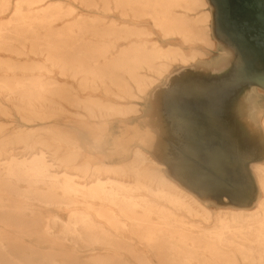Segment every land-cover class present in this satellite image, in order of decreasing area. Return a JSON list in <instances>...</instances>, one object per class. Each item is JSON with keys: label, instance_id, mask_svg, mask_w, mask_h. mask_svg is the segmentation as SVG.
Instances as JSON below:
<instances>
[{"label": "bare ground", "instance_id": "bare-ground-1", "mask_svg": "<svg viewBox=\"0 0 264 264\" xmlns=\"http://www.w3.org/2000/svg\"><path fill=\"white\" fill-rule=\"evenodd\" d=\"M164 1L148 0L154 13L161 17L157 18L160 27L167 19L166 14L172 12L170 6L173 5V1L180 2V0H171L172 2L166 4ZM182 1L184 6L193 9L203 5V7L207 5L214 7V4L216 7L219 2V0ZM221 1L224 23L232 24L241 34L242 31L235 27V18L231 9L233 6L232 4L229 6L230 0ZM242 1H238L239 4ZM252 2L253 5H257L254 0ZM6 8L7 3L0 2V13ZM177 13L173 14L177 15ZM66 14L67 11L61 4L48 6L43 10H32L27 5L18 3L14 17L6 22H0V50L12 44L9 33L19 35L20 29L25 32L35 31L38 28L54 30L53 22ZM183 18L185 19H182V23L167 24V31L171 28L172 33L181 38V45L196 44L200 40L206 44L213 43L210 41L211 30L205 31L209 19L196 18L190 22L188 17ZM239 26L240 29H248V26L242 23ZM66 29L71 33L78 31L84 35L89 31L97 30L96 21L79 20L68 25ZM108 33L109 36L115 37L111 31ZM124 36L117 34L116 37L121 39ZM255 37V40H251L252 44L256 53L262 54L256 46L258 38L261 39L262 36L255 35ZM83 41L87 48L93 45L91 41L85 39L74 40L75 43L78 42L77 44ZM38 45L46 61L57 67L59 74L70 78L72 82L53 78L43 80L41 76H38L37 82H33L30 81L32 75H24L22 79L17 75L18 69L34 70L33 63L27 61L28 63L22 65L17 61L0 60V71H3L0 73V95L7 101L16 102L18 109L22 106L24 110L31 112L39 110V113L41 112L39 115L43 118L69 111L66 103L71 107L83 108L87 112V117L95 120L97 125L108 122L125 123L126 136L121 138L125 143L121 146L124 150L117 158L113 157L115 152L107 151L109 153H106V161L96 158L94 161L92 159L86 161L83 165L75 164L72 167L76 172L70 173L67 168L71 162L73 163V159L70 154H61L60 147L27 144L23 148H18L7 145L4 140L9 131L0 133V264H27L31 261L34 264H127L123 257L116 259L111 257L122 255L123 250L131 255H139V251L131 244L127 245L125 240H118L107 233L101 221L88 213L71 214L68 219L55 216L53 220L62 225V233L56 234L43 210L36 208L38 203L35 200L44 205L75 202L90 207L94 206L95 201L99 202L97 214L117 230L128 227L126 223L128 221L131 231L141 243L155 252L160 264L162 262L163 264H264V166H254L253 173L259 182L256 186L262 190L261 195L254 196L256 210L253 220L257 223L254 225L244 223L245 217L240 214V210H232V212L219 210L214 212L218 214L214 218L217 224L216 230L199 229L197 232L195 227H186L184 220L172 216L173 211L169 212L161 205L154 204L139 195L143 190L153 192L150 186L158 185L159 192L155 195L168 202L175 210L197 216L207 222L212 220L213 213L209 204L210 199H205L208 202L204 203L195 190L224 189L219 193L221 194L227 191L232 182V186H240L228 166V160L238 156L235 151L237 147L230 144L234 139L231 127L227 126L224 120L217 118L218 112L220 117L222 116L220 112L227 104L225 98L215 103L216 100L213 101L211 95H206L208 101L204 111L208 113L204 122L215 127L216 135H212V140L215 141L217 138L219 142L228 143V147L212 144L214 146L206 147L203 151H195L196 142L192 132L195 130L196 118L193 114L186 115L182 112L178 104L180 97L182 99L190 97L196 102H203L202 96L206 94L204 93L206 87L191 88L185 83H180L183 78L178 80L177 77L175 81L169 83V87L163 89L162 83L174 69L176 71L188 69V72L199 75L209 73L212 66L202 54H187L181 47L176 48V46L166 48L155 45L151 50H147L144 44L137 48L138 55L133 59L129 55L128 48L121 49L113 57L107 55L105 50L101 55L97 52L96 54L95 50L85 48L77 52L70 50L64 39L42 40ZM256 57L257 62L260 63L264 55ZM137 69H145V71L141 72ZM81 92H88V95L83 97ZM97 93L104 97L98 96ZM173 94H176L177 111L174 109L176 106L166 103ZM151 98L159 103L151 109V114L157 115L158 118H143V124L136 128L138 132L131 136V132H134L133 120L136 119L134 113L144 110L140 104L132 106V99L148 102ZM165 106H170V111L167 110L168 112L163 115L161 110ZM259 107L264 108V104L255 103L254 108ZM260 122L264 127V118ZM4 126L0 124V129ZM15 133L18 136H25L26 139L35 135L26 130ZM81 139L80 137L77 141L80 142ZM133 142H138L142 146L131 147L129 144ZM77 146L80 148L81 144ZM142 149H146L150 157L146 156ZM200 155L205 165L203 171L196 159ZM149 158L147 163L146 160ZM121 163L124 166H121ZM156 166H165L166 173L158 170ZM61 168L65 169L60 170ZM168 173L169 175L174 173L177 178L170 179ZM197 178L204 182L194 187L193 181ZM21 182L27 184L26 189L21 190L23 188ZM186 185L189 189H185ZM168 190L175 192L189 190L191 193L179 197L172 196ZM59 191H62L61 196ZM225 197L222 195L221 198L226 204H230L229 199ZM111 206L113 208H109ZM153 214H157L160 220L154 221ZM32 238L37 242L30 244ZM69 238L74 240L67 242ZM79 239L81 243L77 241ZM46 242L50 243L49 247L40 245ZM107 245L114 246L112 255L102 254L104 252L101 250L109 251ZM236 251L241 254L240 258L236 255ZM143 258L149 262L147 257Z\"/></svg>", "mask_w": 264, "mask_h": 264}, {"label": "rangeland", "instance_id": "rangeland-1", "mask_svg": "<svg viewBox=\"0 0 264 264\" xmlns=\"http://www.w3.org/2000/svg\"><path fill=\"white\" fill-rule=\"evenodd\" d=\"M170 1L171 0H165L164 2L167 4L170 3ZM252 1L253 0H247L248 5L243 6L244 8L247 7V11L244 12V14L249 15L252 11L256 10V12L258 11L262 14V16H264V0H254L257 2V5H253ZM0 2L7 3L6 10L0 13V22H6L14 17V12L18 3L25 4L32 10H43L48 6L61 4L64 10L67 11L66 15L53 22L54 30L49 31L47 28H38L35 31L32 30L25 32L23 29H20L19 35L9 33L12 44L0 50V60L17 61L22 65L28 63L27 61L33 63L32 65L35 66L34 70L18 69L17 74L22 79L24 75H32L33 77L30 81L33 82L38 81V76H41L43 80L53 78L60 81L72 82L70 78L60 75L58 68L52 66L51 63L46 61L45 55L40 53V47L38 44L39 41L41 42L42 40L50 39L58 41L59 39H64L66 41L67 48L70 50L76 52L85 49L95 50V53L97 52L98 55H101V52L105 50L107 51V55H113V57H115L121 49L128 48L130 50L129 55L130 57H133V59H135L138 55L137 48L142 47L144 44L147 50H151V48L155 45L166 48L176 46V48L181 47L185 53L189 52L190 54L193 50L192 47L199 44L203 46L202 50L206 53L204 55L208 56L209 54L212 58L219 56L222 49L227 48L230 54L226 59L221 61L219 64L220 68L216 67L217 61H214L209 73H204L203 75L190 73L187 71L188 69H181L177 71L174 69L170 76H166L164 80L165 82H163L162 85L164 86L163 89H166L170 86L169 83L175 81V78L178 77V80L183 78L180 83H185L191 88L194 86L200 88L201 86L204 88L206 87L204 89V93L206 94L202 96L204 98L203 102H196L190 97H185L184 99L180 97V102L178 104V107L180 109L182 108V112L186 115L193 114L196 118V126L194 127L195 130L192 132L194 141L196 142L195 146L197 150L195 151H203L206 147L209 148L212 144H221L224 147H228V143L219 142L217 138H215V141L212 140V135L215 134V127H212L211 124L204 122L208 113V111H204L206 110L205 106L208 101L206 99V95H211L212 100H216L215 103H218L221 99L225 98L227 104L220 112L222 116L220 117L218 112L217 118L221 121L224 120L227 126L231 127L234 139L230 142V144L237 147L235 148V151L238 154L236 158H230L228 160V166L232 169L235 179L239 181L240 185L242 183L240 182L241 178H245L244 188L246 189L247 195L252 197L249 201L250 203L248 205H235L231 202L230 204H226L223 201L224 199L221 197H207L206 193L210 191H202L198 188L196 190L194 189L197 196H200V199L203 200L204 203L208 202L205 199H210L209 204L213 209V213L211 214L212 220L206 222L202 221L197 216L186 215L181 211L175 210L168 202L162 200L158 195H155V193L159 192L158 185L152 184L150 186L153 192L143 190L139 193V195L140 197L142 196L152 201L154 204L161 205L169 212L173 211L172 216L184 220L186 222V227H195L197 232L199 229H203L205 231L216 230L215 227L217 224L214 218L218 214H214V212L219 210H227L231 212L232 210H240V214L245 217L244 223L246 225L257 224L253 220L256 210V205L253 201H255L254 196L261 195L262 190L256 186L259 182L253 172L255 170L254 166H264V127L260 122L261 119L264 118V108H254V105L255 103L258 104L261 102L264 104V85H259V82H256V78L261 75V70L257 68V64L253 61L248 64V59L241 57L240 54L245 49L244 44L247 43V39L242 36V43L238 39V35H233L232 32H236L233 26L224 23L222 19L223 9L220 4L222 3L221 0H219L216 7L215 4L214 7L211 5L203 7V5L196 6L194 9L184 6V2L182 0H180V2L175 1V3L173 1V5L170 6L172 12L166 14L167 19H162L164 20L162 27L158 25V19L161 17L154 13V10L148 3V0H0ZM174 12H178L177 15H174ZM183 17H188L190 22L196 18H205V20L209 19L210 22L208 27H204L206 28L205 31H209V29L211 30L212 35L210 41L213 43L206 44L203 40H200V42L197 41L196 44L185 46L181 45V38L172 33L171 28L167 31V24L169 23L175 25L177 22L182 23V19H185ZM79 20H85L87 22L95 20L97 30L94 32L89 31V33L86 32L87 34L82 35L83 33L81 34L78 31L71 33L66 29L68 25ZM58 31L59 33H57ZM109 31H111L115 37L109 36ZM253 33L258 36L261 35L262 38L260 40L264 43V27L257 28ZM117 34H124L125 36L121 39H117ZM80 38L91 41L93 45L90 47L88 44L90 48H87V45H84V41L81 42L82 44L74 42L75 39L78 40ZM46 48L49 49V47ZM235 51L240 58L233 65L234 58L236 57ZM229 66L232 67L226 69ZM137 70L141 72L145 71V69ZM0 73H3V71L1 70ZM261 82L264 84V80ZM47 94L48 93H45V95ZM81 95L85 97L88 95V92H81ZM97 95L104 97L100 95V93H97ZM175 96L176 94H173L172 97L170 96L166 103L169 102V105L172 104L176 106L174 109L177 111V100ZM0 97V103H2L0 104V124L5 125L0 129V133H6L9 131L8 136L4 137L7 145L18 148H23L27 144H30L31 146L37 145L39 147H60L61 154H70L73 159V163L71 162L68 168L65 167L70 173L76 172V170L72 167L75 164L83 165L86 161H90L91 159L94 161L96 158L98 160L100 159V161H106V153H109L107 151L115 152L113 157L117 158L120 157L119 153L124 150L123 148L121 149V146L125 144L124 140L121 138L126 136L125 129H127V125L125 123L108 122L106 124L100 123L97 125L95 124V120H91V118L87 117V112L83 108L71 107L66 103L65 105L69 111L56 116L43 118L40 117L39 114L41 112L39 113V110L31 112L24 110L22 106L18 109L16 102L7 101V99L2 97V95H0ZM135 104L136 106L140 104L144 110L134 113L136 115V119L133 120L134 132H131V136L138 132L136 128L143 124V118H158L157 115L151 114V109L159 104L156 99L153 98L152 100L151 98L148 102L145 100L142 101L132 99V106ZM162 110L161 114L163 113L164 115L167 110L170 111V106H165ZM49 113L50 112L47 111V114ZM82 115L84 116L82 117ZM21 130L35 133V135L26 139L25 136H18L17 133H15ZM79 136L82 138L80 142L77 141V139L80 138ZM118 139H121V141ZM79 144H81L80 148L77 146ZM129 145L131 147L138 148L142 146L138 142H133ZM142 150L146 153V156L150 157V154L146 149ZM78 153H80V155H78ZM196 159L199 162L201 170H205L202 155L197 156ZM149 160L150 158L146 160L147 163H149ZM128 163L130 164L131 162ZM121 166H124V164L121 163ZM141 166L143 167V165ZM65 168H61L60 170H64ZM156 168L158 170H162L163 173H166L167 169L165 166H156ZM165 176L167 177V175ZM168 177L173 180L177 178L174 173H170V175L168 173ZM215 180L218 181L217 179ZM203 182L204 181L200 178H197L193 181L194 187L200 186ZM20 185L23 186L21 190L27 188V184L25 182H21ZM185 189H189V186L186 185ZM252 190L255 191L254 194L252 193ZM168 191L172 194V196L176 195L179 197L191 193L189 190L182 192H175L174 190ZM59 192V196H61L62 191ZM223 194L226 195L227 193L224 192ZM35 202L38 203L36 208L43 210L46 215V219L52 225V230L58 235L62 233V225L61 223L53 220L55 216L58 215L62 219H68L71 214L77 215L81 213H88L101 221L103 228L107 233L112 234V236H115L118 240H125L127 245L131 244L132 247L139 251V255L135 256L131 255L126 250H123L122 255H114L111 257L112 259H116V257H123L126 259L125 262L127 264L161 263L155 252L145 244L141 243L136 234L131 231L129 228L130 223L128 221H126L128 227L124 229L119 228L117 230L106 222L104 218L100 217L96 211V209L100 207L99 202L95 201V204L92 207L75 202L62 203L61 205H44L36 200ZM109 208L113 207L111 206ZM152 216L154 221L157 222L160 220L157 214H153ZM57 240L63 241L62 239ZM73 240V238H69L66 241L72 242ZM30 241L32 242L27 241V243L29 242L30 244H34L37 242L35 238H32ZM77 241H80L79 243H81L80 239ZM240 241L251 242L250 240ZM49 244V242H46L41 243L40 245L42 247H49ZM107 247L109 251H106V253L105 250H101L104 252L102 254L112 255L111 251L114 249V246L107 245ZM232 252H234V250H232ZM235 253L240 258L241 254L237 251ZM144 256L149 259V262L143 258ZM32 262L33 261L28 262L27 264H34Z\"/></svg>", "mask_w": 264, "mask_h": 264}, {"label": "crops", "instance_id": "crops-1", "mask_svg": "<svg viewBox=\"0 0 264 264\" xmlns=\"http://www.w3.org/2000/svg\"><path fill=\"white\" fill-rule=\"evenodd\" d=\"M233 2H234V0H232ZM232 1H229V6L232 4V11H233V16H234V18H235V22H238V23H242V24H244V25H246L243 21H241L237 16H240V17H242L243 15H245L244 14V12H246L247 11V7L246 8H244L243 6H247L248 5V3H247V0H243L242 2H241V4H239V2L238 1H240V0H235V2L233 3ZM231 2V3H230ZM234 4H236V6L238 7V6H240V7H236V6H234ZM229 25H232V24H229ZM233 26V25H232ZM233 28H234V26H233ZM235 29V28H234ZM237 32V31H236ZM233 35H235V34H233ZM241 35V34H240ZM255 35V34H254ZM237 37H239L238 39L242 42V40L240 39V36H237ZM243 43V42H242ZM256 46H258V49H259V51L261 52V53H263V55H264V43L260 40V37L258 38V45H256ZM193 50L191 51L192 53H200L201 54V52H202V55H204V54H206L205 53V51L204 50H202V48H203V46L202 45H194L193 47ZM209 51H211V50H209ZM209 51H208V53H209ZM188 54H190L189 52H187ZM235 53H236V57L234 58V61H233V65L238 61V59L240 58V56L237 54V52L235 51ZM245 53H247V50H243V52L240 54L241 55V57L242 58H244V59H246V55H245ZM229 50L227 49V48H223L222 49V51H221V53H220V55L219 56H217V57H215V58H212V57H210L209 56V54H208V56H205L204 55V59H206V61L212 66V64H214V61H217V64H216V67L217 68H220V66H219V64L221 63V61L223 60V59H226L228 56H229ZM251 58H253V56H251ZM262 60H261V62L259 63V62H255L254 61V59H252L253 61H254V63H256L257 64V67H258V69L259 70H262V68L264 67V57H262L261 58ZM248 62V64H250V63H252L251 62V59L249 58V60L247 61ZM247 64V65H248ZM232 65V66H233ZM232 66H229L228 68H226V69H229V68H231ZM262 80H264V78L262 79ZM244 181H245V178H241V181L240 182H242L241 183V185L240 186H235V185H233V186H235V187H233L231 184H233V182L229 185V187L227 188V191H226V195L225 194H219L221 191H224V189L223 190H221V191H210V192H208V193H206V196L207 197H216V198H219V197H222V195H225L226 196V198H229V200H230V202L231 203H233V204H235V205H248L250 202V199L252 198L250 195H247V193H246V189L244 188ZM235 188V189H234ZM229 190V191H228ZM253 192V194H254V190H252ZM213 193H215V194H213ZM211 194H213V195H211ZM217 194V195H216ZM248 201V202H247Z\"/></svg>", "mask_w": 264, "mask_h": 264}, {"label": "water", "instance_id": "water-1", "mask_svg": "<svg viewBox=\"0 0 264 264\" xmlns=\"http://www.w3.org/2000/svg\"><path fill=\"white\" fill-rule=\"evenodd\" d=\"M223 17V15H222ZM241 21H243L248 27L247 30H244V29H240V26L239 24L241 23H238V22H235L236 24V28L238 30H241L242 33L241 35L238 34V32H232L233 34L235 35H238L240 36V39L242 40V36L245 37L247 39V43L244 44V47L245 49L244 50H247V53H245V55L247 56L246 58L249 60V58L251 59V61H253L252 59H254L255 62H257V57L256 56H263V53L262 54H257L256 53V49L255 47L253 46L252 44V39L255 40L256 37L254 35V31H256L257 28H263L264 27V16H262V14H260L258 11L256 12V10L252 11L249 15L248 14H245L243 15L242 17L240 16H237ZM223 19V18H222ZM251 36V37H250ZM253 37V38H252ZM251 56H253V58H251ZM253 61V62H254ZM258 68V67H257ZM264 78V67L262 68L261 70V75H259L258 78H256V82H259V85H264L262 84L261 81H263L262 79Z\"/></svg>", "mask_w": 264, "mask_h": 264}]
</instances>
